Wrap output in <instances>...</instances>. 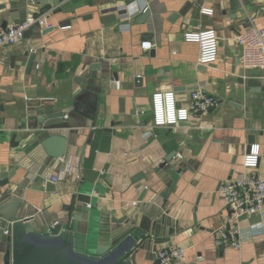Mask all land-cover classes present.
Returning a JSON list of instances; mask_svg holds the SVG:
<instances>
[{
    "label": "crops",
    "instance_id": "crops-1",
    "mask_svg": "<svg viewBox=\"0 0 264 264\" xmlns=\"http://www.w3.org/2000/svg\"><path fill=\"white\" fill-rule=\"evenodd\" d=\"M45 13L51 31L35 28L0 50V206L20 199L17 218L41 234L72 226L94 261L128 253L139 237L136 264H156L157 252L173 245L185 249L174 264H264V236L244 235L240 249L219 247L213 236L229 215L220 188L244 172L251 136L264 175V69L243 67L235 42L264 29V0H140L128 8L123 0H0V32ZM202 30L219 38L211 65H200L198 44L185 40ZM196 90L216 98L209 113L190 110ZM170 91L180 123L155 127L152 96ZM51 113L70 127L45 131L62 121L41 124ZM54 135L67 140L60 160L42 145ZM81 193L92 206L77 200ZM0 232L4 264L9 242Z\"/></svg>",
    "mask_w": 264,
    "mask_h": 264
},
{
    "label": "built area",
    "instance_id": "built-area-1",
    "mask_svg": "<svg viewBox=\"0 0 264 264\" xmlns=\"http://www.w3.org/2000/svg\"><path fill=\"white\" fill-rule=\"evenodd\" d=\"M128 13L134 18L138 11ZM204 14L213 13L210 9H203ZM54 24L49 13L32 16L21 23L13 25L0 32V50L20 44L28 31L33 29H51ZM123 31H129V25H120ZM187 42L197 43L199 46L200 65H211L219 57V38L214 30H202L185 35ZM236 44L241 47V63L247 69H264V29L251 28L236 38ZM150 44H145L149 49ZM118 85V84H117ZM217 106V100L202 90L193 91L190 95V110L198 115L209 113ZM152 123L155 127H176L180 123L178 100L175 92H158L152 96ZM260 148L252 146L251 152L245 156L244 172L235 179L225 182L220 193L229 209V215L213 233L215 244L219 247L231 246L240 249L244 235L252 238L264 236V175L256 170L259 166ZM247 216L246 220H241ZM251 218H259L255 223L244 229L243 224ZM8 236L9 231L4 230ZM156 264H174L185 260V249L180 246H170L157 252Z\"/></svg>",
    "mask_w": 264,
    "mask_h": 264
},
{
    "label": "water",
    "instance_id": "water-1",
    "mask_svg": "<svg viewBox=\"0 0 264 264\" xmlns=\"http://www.w3.org/2000/svg\"><path fill=\"white\" fill-rule=\"evenodd\" d=\"M18 1V0H13ZM124 7L128 8L134 3L140 0H123ZM189 5L186 6L180 13L184 15ZM123 7H118L117 10L121 11ZM149 10L144 11L137 17L138 22H143L149 16ZM107 21H114L115 16L107 17ZM51 29H44L43 33H47ZM32 31L26 33L25 38L31 36ZM34 54L32 53L27 62V69L29 70L34 62ZM136 84L142 83V78L137 77L135 79ZM234 107L241 108L240 105L232 103ZM61 119V123L46 124L44 126L45 131H52L56 129L69 128L70 125L66 121L63 113H51L47 116L40 118V123L43 124L46 120ZM254 143V137H249L248 154L251 152ZM47 154L54 160L63 159L67 152V140L58 136H50L43 140ZM169 158L165 160L163 167L168 165ZM47 190L49 192H55V184L52 181H47ZM77 200L81 203L92 206V198L89 195L81 193ZM21 204L20 199L14 197V199L3 206H0V231L7 230L9 235L7 241L9 242V249L4 255V264H136V250L139 249L142 244L139 241V237H131V246L129 252H121L115 254L111 260L98 259L92 260L91 257L85 255V251H80L77 244V238L74 235L72 226L68 229H63L61 224H57L52 228L49 233L41 234L38 229L32 224L31 219H18L17 210ZM247 216H243L241 220H246ZM259 218H251L250 222H258ZM154 232V231H153ZM152 234V233H151ZM1 235V232H0ZM149 236H146V239ZM44 238V239H43ZM1 239V238H0ZM1 241V240H0ZM1 244V242H0ZM130 250H132L130 252ZM135 250V251H133ZM101 254V252H98Z\"/></svg>",
    "mask_w": 264,
    "mask_h": 264
},
{
    "label": "trees",
    "instance_id": "trees-1",
    "mask_svg": "<svg viewBox=\"0 0 264 264\" xmlns=\"http://www.w3.org/2000/svg\"><path fill=\"white\" fill-rule=\"evenodd\" d=\"M65 66L69 65V64H64ZM44 239V238H43Z\"/></svg>",
    "mask_w": 264,
    "mask_h": 264
}]
</instances>
